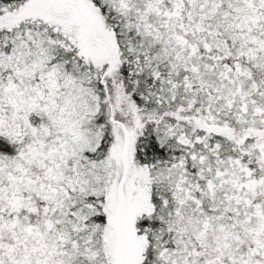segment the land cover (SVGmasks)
<instances>
[{"label":"snow or ice","instance_id":"6c2138e0","mask_svg":"<svg viewBox=\"0 0 264 264\" xmlns=\"http://www.w3.org/2000/svg\"><path fill=\"white\" fill-rule=\"evenodd\" d=\"M0 264H264V0H0Z\"/></svg>","mask_w":264,"mask_h":264}]
</instances>
